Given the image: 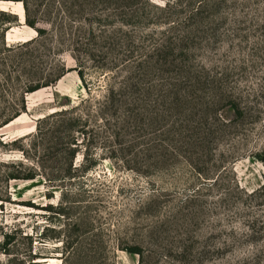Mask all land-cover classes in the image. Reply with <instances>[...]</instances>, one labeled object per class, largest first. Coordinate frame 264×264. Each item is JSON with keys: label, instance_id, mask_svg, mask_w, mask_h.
Listing matches in <instances>:
<instances>
[{"label": "rangeland", "instance_id": "rangeland-1", "mask_svg": "<svg viewBox=\"0 0 264 264\" xmlns=\"http://www.w3.org/2000/svg\"><path fill=\"white\" fill-rule=\"evenodd\" d=\"M78 2L0 0V264H264V0ZM83 100L69 174L39 120Z\"/></svg>", "mask_w": 264, "mask_h": 264}, {"label": "trees", "instance_id": "trees-1", "mask_svg": "<svg viewBox=\"0 0 264 264\" xmlns=\"http://www.w3.org/2000/svg\"><path fill=\"white\" fill-rule=\"evenodd\" d=\"M14 1L23 2L25 7L27 8V0H14ZM78 1L80 0H73V2H75L74 3L75 5ZM138 1L139 0H85V5H88V8H90L93 12L95 11L97 2L102 3L105 6L113 5L114 11L117 13L120 10H124L125 7H129L131 4L134 5V2H138ZM175 2L176 0L175 1L168 0V2L166 3V6L169 7L171 6L172 3L174 4ZM139 4L140 3H137L136 6ZM200 11H201L200 8L197 9L194 12V15L191 16V18L193 19L195 16H197L200 13ZM108 17L104 18L103 16H98L97 19L99 20V22L109 21ZM138 17L139 16L132 15V14L125 16V17L121 16V22L124 25L133 24L136 22L135 19ZM91 19H94V17L91 18L90 16H87V18H85L86 21H89L92 23L93 20ZM28 24L31 27L35 28L39 34H42L43 32H45V29L38 27L35 21L28 20ZM23 45L24 44H21L20 46H23ZM74 69L78 71V74L81 77L85 85V88L87 89L89 93H91V87L89 86L88 80L86 78L84 68H72L71 70H74ZM71 70L67 71L64 68V70L62 71V74L60 75V78ZM39 88L40 86H37L36 88L31 89L30 91L33 92V91L38 90ZM108 98H109L108 100L111 101L112 96ZM83 102L86 103L87 100H83L80 104L73 107L72 110H74V112L76 113L74 112L72 113L68 110H62V111L54 112L46 116L44 119L39 120V125H41L43 122H48L50 120L55 119L52 122L53 124L51 123L50 128H48L47 130L48 138H47L46 149L48 150V152L56 154L57 158H63L66 161L68 166L64 171H66V173H69V174L74 173L76 170H79V168H83V164L80 165V167L75 166V160H76L77 154L81 151V148H83V145L86 142V140H89V143H92L93 141L91 140L93 131L90 128V124L92 120L84 118L81 114H78V111H77L80 108V106L83 104ZM23 109H25V107ZM15 116L18 117L19 114ZM89 150L92 151L91 148L86 147V150L84 152L85 161L89 159V154H90ZM258 158L264 163L263 155L259 154ZM97 164L98 162H91V164H88V161H87L84 165L85 167L84 170H86L87 172H89L90 170H94V167L97 166ZM36 177H37L36 170L30 171L28 174H25L23 176L21 175L12 176L13 179H35ZM57 179H60L58 175L53 176V178L50 179V182H52L53 180H57ZM10 238L11 236L9 235L5 236L6 246L10 244V240H9ZM123 250L133 253V254H138L140 256H143V253H144L143 249L139 246H128L126 248H123Z\"/></svg>", "mask_w": 264, "mask_h": 264}]
</instances>
